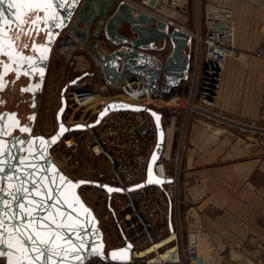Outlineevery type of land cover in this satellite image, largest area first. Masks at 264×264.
<instances>
[{"label":"water","instance_id":"95a60500","mask_svg":"<svg viewBox=\"0 0 264 264\" xmlns=\"http://www.w3.org/2000/svg\"><path fill=\"white\" fill-rule=\"evenodd\" d=\"M65 29L86 46L102 74L113 83L129 76H142L152 92H169L189 77L190 59L185 51L191 37L131 4L117 0H0V88L3 76L15 73L29 79L23 91L31 94V108L37 109L52 52ZM42 35L43 42H33L32 53L18 48L13 33ZM122 44L108 50L103 40ZM171 45L162 61L154 52L161 45ZM8 58V62L2 60ZM82 77L67 83L61 92V106L56 113L57 129L50 136L31 135L30 124L20 125L15 113L0 114V264H88L92 258L128 264L133 245L111 249L106 254L104 232L94 209L83 199L80 188L92 186L109 196L122 189L107 183L78 179L64 173L53 161L52 149L72 132L98 126L114 112H147L156 126V145L147 166L145 183L134 185L162 186L171 179L158 177L154 166L161 156L165 131L162 113L156 109L112 100L106 103L95 121L66 125L68 102L66 91ZM36 113L29 115L35 120ZM19 134L15 135L14 130ZM23 133L26 136H23ZM111 197H109V201ZM172 229V225H170ZM39 235L40 239H36ZM36 240L33 244L28 237ZM47 240L48 243H41ZM40 249L44 252L32 251ZM40 256V259H36ZM50 257V259H48Z\"/></svg>","mask_w":264,"mask_h":264},{"label":"built area","instance_id":"2783aa9c","mask_svg":"<svg viewBox=\"0 0 264 264\" xmlns=\"http://www.w3.org/2000/svg\"><path fill=\"white\" fill-rule=\"evenodd\" d=\"M117 1L127 2L165 21L170 30L186 31L191 41H194L196 64L194 70L190 62L188 77L190 84L187 96L176 94L169 97L168 92L162 90L152 92L146 79L137 75L129 76L120 83L111 82L96 66L87 53L86 46L65 29L54 45L52 57L58 58L67 69L65 73V77L69 78L67 83L85 75L76 85L67 89L68 106L65 115H68L70 109L77 107L89 116L80 121L68 122L65 119L64 122L68 126L93 122L106 103L122 100V97H130L138 101L129 102L132 104L154 106L162 113L165 131L164 149L155 163L154 172L158 177L171 181L163 183L162 186L144 185L129 190L134 185L145 183L148 162L156 145V126L147 112L110 113L96 127L66 134L53 150L76 171L81 168L83 159L94 161L104 159L108 166V177L100 172L102 178L90 180L122 189L121 193L113 192L111 196L100 189L106 194L103 221L107 229L110 228L111 232L112 229L116 231V234H112L111 245L105 241L106 254L111 249L121 248L127 242H131L133 248L128 264H207L198 246L189 235L185 236L182 227L185 200L182 197L181 161L188 119L191 114H200L264 135V101L259 107L257 117L250 121H237L219 112L220 95L224 90L225 67L237 51L234 13L226 4L218 0L205 4L202 13L201 1L198 0L196 25L195 30H192L189 27V18L185 16L187 0ZM169 12L179 13L184 20H179L178 16H171ZM103 43L111 51L122 45L110 39L103 40ZM156 56L164 61L168 55L161 52ZM98 98H103L105 101H101L95 110L90 109L85 112L87 107ZM146 99H150V102H144ZM181 117L182 123L179 124ZM51 156L62 170L52 153ZM109 197H111L110 201ZM159 241H164L166 244L142 256L143 252L146 253L147 249L155 246ZM165 253L168 254L166 257L163 256ZM250 254H255V258H251V263L246 264H264V249L260 253ZM88 264L123 263L92 258Z\"/></svg>","mask_w":264,"mask_h":264},{"label":"crops","instance_id":"0c3cea01","mask_svg":"<svg viewBox=\"0 0 264 264\" xmlns=\"http://www.w3.org/2000/svg\"><path fill=\"white\" fill-rule=\"evenodd\" d=\"M204 1L207 4L215 0ZM240 7L236 14L237 44L258 45L264 27V5ZM58 66V62L51 61L55 73ZM251 73V78H244L236 61L227 64L218 106L222 115L237 121L257 117L264 101V64L263 69ZM183 82L189 88L190 79ZM189 119L190 148L181 161L183 231L184 223L187 232L193 225L213 253H260L264 249V135L200 114H191ZM208 136L214 138V143L207 141Z\"/></svg>","mask_w":264,"mask_h":264},{"label":"rangeland","instance_id":"374dc122","mask_svg":"<svg viewBox=\"0 0 264 264\" xmlns=\"http://www.w3.org/2000/svg\"><path fill=\"white\" fill-rule=\"evenodd\" d=\"M201 1V11L203 13L204 7H205V1ZM221 1L223 4H226L230 9H232L234 13V21L236 26V36L239 37V31L237 30L236 25V19H237V11H240L241 5H250V4H259L264 5V0H218ZM253 1V2H251ZM197 4L198 0H187V4L185 5V11H186V17L189 18V27L192 30H195L196 25V12H197ZM178 16L179 20H184V17H181L179 13H175ZM237 14V15H236ZM237 39V37H236ZM236 53L235 58H239L238 60L235 58H230L228 60V63H233V61H236L239 64V69L242 71V75L244 78L252 77V71H257L258 69H263L264 64V27L261 32L260 41L258 45H246L241 46L237 44L236 40ZM194 51H195V43L194 41H191L190 45L187 47L185 53L189 57L192 67H194L195 70V61H194ZM161 52L169 55L171 52V45L166 44L164 46H161L160 49L156 50L154 52L155 55L160 54ZM259 54V55H258ZM247 57V61L245 60V56ZM244 56V57H243ZM249 59V60H248ZM52 63L58 62L59 66L57 67V72H54V68L52 67L50 69V74L46 80L44 93L42 96V112H41V118L40 122L38 124V132L41 134H44L45 136L52 135L56 129H57V121H56V113L60 107V96L62 88L67 83V77H65L66 68L64 64L55 56L52 57ZM227 63V64H228ZM226 64V67H227ZM54 65V64H52ZM225 67V69H226ZM258 81V79H256ZM262 83V81H259ZM184 83V82H183ZM185 88V95L182 94V89ZM178 94H182L183 97L187 96L188 87L186 84H180L179 89L176 91ZM93 107V106H91ZM87 107L85 112H87L91 108ZM95 107V106H94ZM154 108V106L152 107ZM155 109V108H154ZM89 115H85L82 110L80 111L77 107H73L68 111V115L64 116V120L68 122H74L76 120H84V118H88ZM192 119H189L188 124L186 126V133H185V142L183 146L182 151V157L184 156V153L188 152L189 144H188V136H189V123ZM165 123V120H164ZM182 123V117L179 120V124ZM214 138L212 136H208L207 141L214 143ZM213 141V142H212ZM52 155L55 156L56 162L60 165L62 170L69 175L73 179H78L81 177H86L88 180L93 178H102L100 172L103 173L105 176L108 177V166L107 163L104 161V159H101L99 161H94L90 159H83V163L81 168L76 171L74 168H71V166L66 163L58 154L55 153V151L52 149ZM176 153H174V156ZM183 161V159H182ZM80 193L83 197V199L86 201V203L91 206L98 218L100 219L101 227L104 230L105 233V241L108 242L110 245L112 242V234H116L115 229H112V232L110 228H106V224L103 221V214L106 210V194L102 192L100 189L92 186H84L80 188ZM194 230V231H193ZM184 234L188 237V235L191 237L192 241L193 238L197 235L195 233V227L191 225L190 229H188L185 226L184 223ZM111 238H109V236ZM202 236V235H201ZM203 241V239H202ZM204 241H208V238H206ZM203 248L205 249V252L203 253L205 259L207 257H215L217 260V264H246L251 263V258H255V254H239V253H232V254H218L213 253L212 249L208 245H203ZM202 249V248H201ZM207 261V259H206ZM208 264V263H207Z\"/></svg>","mask_w":264,"mask_h":264},{"label":"flooded vegetation","instance_id":"af4514ba","mask_svg":"<svg viewBox=\"0 0 264 264\" xmlns=\"http://www.w3.org/2000/svg\"><path fill=\"white\" fill-rule=\"evenodd\" d=\"M13 35L17 39L18 48L26 54L32 53L31 46L34 41L37 43H41L44 40V37L42 35L36 36L35 32H33L32 34L29 33L28 35L14 32ZM2 60L8 62V58H6L5 56H2ZM50 68H51V61L48 68L42 93L38 99V106L36 110H33L31 108V104H32L31 94L23 91V88L26 87L29 82V79L27 77L23 75L16 77L15 73L13 72L8 73L3 76L5 83L4 86L0 88V114L3 113L4 111L15 113L17 118L19 119L20 125L30 124L32 126L31 135L34 136L44 135L39 133L37 130L42 112V96L44 93L46 80L50 74ZM1 73H2V62L0 63V74ZM60 103H61V96H60ZM33 112L36 113V116H35V120L31 121L29 119V115H31ZM19 133L20 132L18 129L14 130L15 135H18ZM23 136L25 137L26 134L23 133Z\"/></svg>","mask_w":264,"mask_h":264},{"label":"bare ground","instance_id":"6f19581e","mask_svg":"<svg viewBox=\"0 0 264 264\" xmlns=\"http://www.w3.org/2000/svg\"><path fill=\"white\" fill-rule=\"evenodd\" d=\"M171 14V16L173 17H177V15L173 12H169ZM180 31H184V30H180ZM186 33V31H184ZM188 34V33H187ZM122 100H125V101H128V102H136L137 100H135L134 98H130V97H122L121 98ZM101 101H105V99L103 98H98L96 102H94L92 105L88 106V107H91V108H97L98 104L101 102ZM138 102V101H137ZM144 102H150V99H146ZM95 106V107H94ZM68 143H70V140H68ZM193 242L198 246L199 248V251L200 253H204L205 252V249L203 248V242L201 241V238H200V235H196L194 238H193ZM202 242V243H201ZM166 243L164 241H159L158 243H156L155 246L147 249V252H143L142 253V256L146 255V254H150L151 252H153L154 250L156 249H159L161 247H163ZM202 248V249H201ZM168 254L165 253L163 256L166 257ZM207 263L208 264H217V260L215 259V257L211 256V257H207Z\"/></svg>","mask_w":264,"mask_h":264},{"label":"snow or ice","instance_id":"6c2138e0","mask_svg":"<svg viewBox=\"0 0 264 264\" xmlns=\"http://www.w3.org/2000/svg\"><path fill=\"white\" fill-rule=\"evenodd\" d=\"M46 2H49L50 3V0H46ZM2 223H3V221L0 220V224H2ZM36 239H40L39 235H37ZM28 240H30L33 244L36 243V240L33 239L31 236L28 237ZM40 242L41 243H48L47 240H40ZM32 251H38V252H40V256H43L44 255V252L42 250H40V249H35L34 248V249H32ZM40 256H37L36 259L37 260L40 259ZM48 259H50V257Z\"/></svg>","mask_w":264,"mask_h":264},{"label":"trees","instance_id":"16d2710c","mask_svg":"<svg viewBox=\"0 0 264 264\" xmlns=\"http://www.w3.org/2000/svg\"><path fill=\"white\" fill-rule=\"evenodd\" d=\"M180 85L177 86V87H174L172 88L169 92H168V96L171 97V96H174L177 94V90L179 89ZM182 91H185V88L182 89Z\"/></svg>","mask_w":264,"mask_h":264}]
</instances>
